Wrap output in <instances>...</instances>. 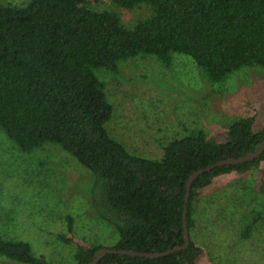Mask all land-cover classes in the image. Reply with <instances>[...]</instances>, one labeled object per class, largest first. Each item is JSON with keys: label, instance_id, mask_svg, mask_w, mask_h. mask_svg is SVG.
<instances>
[{"label": "trees", "instance_id": "obj_1", "mask_svg": "<svg viewBox=\"0 0 264 264\" xmlns=\"http://www.w3.org/2000/svg\"><path fill=\"white\" fill-rule=\"evenodd\" d=\"M122 9L140 4L153 15L133 29L111 12L93 11L88 0H31L26 7L0 4V129L24 152L59 146L88 169L98 217L120 236L115 251L164 253L185 244L183 215L191 244L184 251L149 259L108 254L99 264H198L203 250L194 243L200 193L216 179L244 174L264 164L256 160L225 165L190 177L228 159H243L264 144V127L240 118L220 140L192 131L171 141L160 160L131 155L106 129L114 107L95 72L119 74L120 62L141 55L165 67L173 54L190 56L212 83L245 67L264 69V0H111ZM264 201V182L260 187ZM258 215V216H257ZM245 227L248 240L261 216ZM74 243V220L67 217ZM102 246L78 245L75 264H89ZM0 256L19 264H49L30 244L0 236Z\"/></svg>", "mask_w": 264, "mask_h": 264}, {"label": "rangeland", "instance_id": "obj_2", "mask_svg": "<svg viewBox=\"0 0 264 264\" xmlns=\"http://www.w3.org/2000/svg\"><path fill=\"white\" fill-rule=\"evenodd\" d=\"M31 0H0L1 5L26 7ZM97 12L117 14L133 29L153 15L140 4L122 9L111 0H88ZM113 117L109 135L137 157L160 160L164 148L192 131L225 140L228 127L253 117L264 127V69L245 67L221 83H212L190 56L173 54L165 67L152 55L120 62L119 74L99 70ZM264 164L244 174L223 176L200 193L192 240L203 253L198 264H264V201L260 187ZM92 173L59 146L45 144L22 151L0 129V236L30 244L33 255L49 264H75L78 245L113 248L117 231L92 207ZM261 216L248 240L243 230ZM258 216V215H257ZM67 217L74 220V243ZM0 264H19L0 256Z\"/></svg>", "mask_w": 264, "mask_h": 264}, {"label": "water", "instance_id": "obj_3", "mask_svg": "<svg viewBox=\"0 0 264 264\" xmlns=\"http://www.w3.org/2000/svg\"><path fill=\"white\" fill-rule=\"evenodd\" d=\"M264 153V144L263 146L254 154L247 156L246 158L243 159H228L224 161H219L212 166H209L203 170H199L195 172L189 179L188 187H187V198L186 201L188 202V198L190 196V192L192 189V184L195 180V178L201 174H204L206 172H209L215 168L225 166V165H238V164H243V163H249L254 160H256L259 156H261ZM183 224H184V230H185V238L186 242L183 246L174 248L170 251L164 252V253H144V252H132V251H115L112 250L111 248H103L100 252V254L94 259L92 262L89 264H99V262L108 254H121V255H128L131 257H140V258H149V259H157V258H163L167 257L171 254H175L177 252H181L189 248L191 244V238H190V233L187 225V209L185 208L184 210V215H183Z\"/></svg>", "mask_w": 264, "mask_h": 264}]
</instances>
